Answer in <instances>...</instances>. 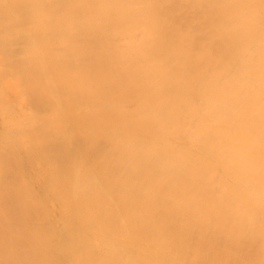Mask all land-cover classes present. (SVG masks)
I'll list each match as a JSON object with an SVG mask.
<instances>
[{"label":"bare ground","instance_id":"6f19581e","mask_svg":"<svg viewBox=\"0 0 264 264\" xmlns=\"http://www.w3.org/2000/svg\"><path fill=\"white\" fill-rule=\"evenodd\" d=\"M0 264H264V0H0Z\"/></svg>","mask_w":264,"mask_h":264}]
</instances>
